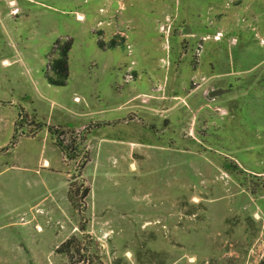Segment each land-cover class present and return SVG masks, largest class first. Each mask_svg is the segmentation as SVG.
<instances>
[{"label":"rangeland","instance_id":"1","mask_svg":"<svg viewBox=\"0 0 264 264\" xmlns=\"http://www.w3.org/2000/svg\"><path fill=\"white\" fill-rule=\"evenodd\" d=\"M0 264H264V0H0Z\"/></svg>","mask_w":264,"mask_h":264},{"label":"trees","instance_id":"2","mask_svg":"<svg viewBox=\"0 0 264 264\" xmlns=\"http://www.w3.org/2000/svg\"><path fill=\"white\" fill-rule=\"evenodd\" d=\"M57 45V56L51 59L48 64L49 72L47 73V80L51 84L55 85H64L69 76L68 70V54L72 46L71 39L65 40L61 44L59 41L56 43ZM99 47H104L103 42H97ZM116 43L111 41L109 46H113Z\"/></svg>","mask_w":264,"mask_h":264},{"label":"water","instance_id":"3","mask_svg":"<svg viewBox=\"0 0 264 264\" xmlns=\"http://www.w3.org/2000/svg\"><path fill=\"white\" fill-rule=\"evenodd\" d=\"M188 32V31H190V30H186V29H184V32ZM225 90H223V89H219V88H217V89H212L211 91H209V95L210 96H215V95H218V94H220V93H222V92H224Z\"/></svg>","mask_w":264,"mask_h":264},{"label":"bare ground","instance_id":"4","mask_svg":"<svg viewBox=\"0 0 264 264\" xmlns=\"http://www.w3.org/2000/svg\"><path fill=\"white\" fill-rule=\"evenodd\" d=\"M79 19H81V16H78Z\"/></svg>","mask_w":264,"mask_h":264}]
</instances>
